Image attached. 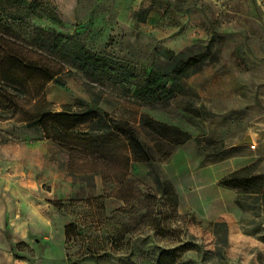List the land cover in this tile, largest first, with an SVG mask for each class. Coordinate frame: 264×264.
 Wrapping results in <instances>:
<instances>
[{"label": "rangeland", "instance_id": "374dc122", "mask_svg": "<svg viewBox=\"0 0 264 264\" xmlns=\"http://www.w3.org/2000/svg\"><path fill=\"white\" fill-rule=\"evenodd\" d=\"M36 1L40 11L0 22V49L10 41L60 72L64 86L49 83L43 91L56 111L96 104L127 122L178 203L172 214L161 196H146L155 189L152 171L123 161L131 160L123 141L106 138L97 156L68 152L28 127L10 99L26 109L40 78L20 69V92L0 86V264H155L166 251L178 264H264V200L240 207L243 196L219 185L246 166L264 175V0ZM41 28L110 56L133 75L162 62L163 48L204 62L166 108L151 109L132 102L133 84L92 82L66 64L71 47L62 56L37 50L32 39ZM142 115L190 139L170 146L169 133L142 124ZM247 136L252 141L239 144ZM152 205L168 229L144 218ZM222 216L224 227L214 233Z\"/></svg>", "mask_w": 264, "mask_h": 264}, {"label": "trees", "instance_id": "16d2710c", "mask_svg": "<svg viewBox=\"0 0 264 264\" xmlns=\"http://www.w3.org/2000/svg\"><path fill=\"white\" fill-rule=\"evenodd\" d=\"M5 1V0H2ZM14 10L7 12L0 8V22L2 20L13 23L22 19L23 14L40 11V5L36 0H7ZM1 3V1H0ZM143 20V19H142ZM44 32L45 34H43ZM37 35L32 39V44L38 50L45 51L48 55L62 56L65 48L71 47V51L66 54L65 63L84 74L92 82L112 85L133 84L134 90L131 100L138 106H145L151 109L166 108L173 100L175 93L182 90V81L191 74L198 72L203 66L204 56H187L175 54L168 49H161L158 58L162 62L155 61L152 69L144 75H133L126 67H120L117 62L106 54L94 53L78 40L67 38L61 33L48 34L44 29H38ZM43 35V39L39 37ZM1 40V39H0ZM0 86L20 92L22 85L16 78V72L20 69L29 74L38 75L39 82L33 84L37 93L31 98V103L27 108L10 99L13 110H19L28 118V127L40 131L44 138L52 141L60 149L65 151L84 152L96 154L98 150H103L106 138H111L114 143L123 141L128 150L129 156L123 161L146 163L149 165L153 181L154 192L147 193L146 196L155 198L157 195L163 198V204L168 205L171 213L175 214L178 197L172 184L161 177L159 169L148 146L141 141L135 130L124 121L112 119L96 104H86L83 108L73 110L71 106H63L60 111H56L52 104L43 96V91L49 83L63 87L60 80V72L53 71L41 64L39 61H32L14 50L10 41L5 42V46L0 49ZM141 122L144 125L169 133L166 142L170 146L176 147L185 144L189 135L179 129L168 127L156 123L145 115H142ZM173 137V138H172ZM205 150L206 147H202ZM97 156V154H96ZM95 158V157H94ZM95 163L96 161L90 159ZM100 173V172H97ZM219 185L237 191L241 196L236 199L238 206H243V202L255 204L264 200V175L255 174L254 166H246L235 170L219 180ZM144 218L149 225L158 228L168 229L156 219L153 213L155 207L150 206ZM154 215V216H153ZM143 218V217H142ZM226 216L220 217L213 223L214 233L224 227ZM69 228L67 229L68 233ZM185 244L178 248H183ZM196 251L199 248L196 246ZM155 264H178L175 253H161Z\"/></svg>", "mask_w": 264, "mask_h": 264}, {"label": "water", "instance_id": "95a60500", "mask_svg": "<svg viewBox=\"0 0 264 264\" xmlns=\"http://www.w3.org/2000/svg\"><path fill=\"white\" fill-rule=\"evenodd\" d=\"M251 141H252L251 137L250 136H247L242 141H240L239 144H249Z\"/></svg>", "mask_w": 264, "mask_h": 264}]
</instances>
